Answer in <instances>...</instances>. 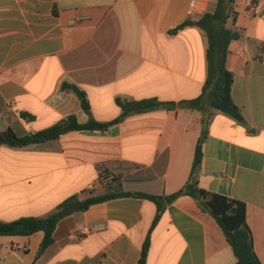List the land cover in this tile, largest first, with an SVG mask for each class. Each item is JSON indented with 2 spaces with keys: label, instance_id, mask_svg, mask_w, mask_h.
I'll use <instances>...</instances> for the list:
<instances>
[{
  "label": "crops",
  "instance_id": "obj_1",
  "mask_svg": "<svg viewBox=\"0 0 264 264\" xmlns=\"http://www.w3.org/2000/svg\"><path fill=\"white\" fill-rule=\"evenodd\" d=\"M191 0H0V132L26 136L70 116L108 123L117 99L179 103L198 98L208 76L206 32ZM232 96L244 122L215 112L203 144L204 190L245 204L254 249L264 264V0H235ZM73 23V24H72ZM70 84L84 91L91 114ZM26 115L29 118H25ZM203 114L161 108L106 131L0 148V222L44 218L71 198L106 192L170 195L189 181ZM103 174L109 187L89 191ZM155 203L122 197L63 218L38 257L44 232L0 236V264H137ZM103 229L90 233L96 227ZM216 220L190 196L169 205L151 233L147 264H236Z\"/></svg>",
  "mask_w": 264,
  "mask_h": 264
},
{
  "label": "trees",
  "instance_id": "obj_2",
  "mask_svg": "<svg viewBox=\"0 0 264 264\" xmlns=\"http://www.w3.org/2000/svg\"><path fill=\"white\" fill-rule=\"evenodd\" d=\"M234 3L235 0H219L218 6L213 13L205 14L196 21H186L171 31V34H176L188 26H197L206 32L209 43L207 50L208 76L202 94L198 98L179 103H163L157 99L141 101L117 99V104L122 108L123 113L119 118L108 123L90 120L86 124H80L75 116H70L50 128L26 136H18L12 129L0 132V148L4 145L26 147L56 141L63 135L74 131H106L111 126L124 121L130 116L161 108H181L201 112L204 115V129L197 145L189 181L180 190L173 194L162 196L131 192H106L105 194L97 195L91 192L81 201L84 210L95 204L122 197L141 198L156 204L157 214L149 235L143 244L141 258L137 264H147L151 247V233L160 222L167 207L181 196L194 198L200 208L216 220L233 249L237 258L236 264H262L255 252L253 234L246 221L245 204L220 194L208 192L200 187L199 182L203 159V144L214 113H222L238 122H244L241 110L234 102L232 96L235 75L228 65L229 58L233 53L232 46L242 36L240 30L228 27L230 22L232 25L235 23ZM63 89L72 90L80 99L84 111L89 115L91 114L90 103L84 91L70 84H65ZM24 117L29 118L26 115ZM77 202H79L78 198H71L65 201L56 212L44 218L24 217L12 222H0V236L28 237L40 231L44 232L45 237L38 254V257H41L55 243L54 235L59 222L62 220L59 217V212Z\"/></svg>",
  "mask_w": 264,
  "mask_h": 264
},
{
  "label": "built area",
  "instance_id": "obj_3",
  "mask_svg": "<svg viewBox=\"0 0 264 264\" xmlns=\"http://www.w3.org/2000/svg\"><path fill=\"white\" fill-rule=\"evenodd\" d=\"M219 0H191L189 9H188V15L189 16H194L196 13V10L200 5H204L205 7L201 10V17H203L205 14L208 13H213L217 6H218ZM73 24V23H72ZM114 181V176L111 174H103L99 177L98 183L97 184H90L88 186L89 191H94L97 187H103L107 188L110 186V184ZM102 226L96 227L94 230L89 231L90 233L92 232H97L102 230Z\"/></svg>",
  "mask_w": 264,
  "mask_h": 264
},
{
  "label": "water",
  "instance_id": "obj_4",
  "mask_svg": "<svg viewBox=\"0 0 264 264\" xmlns=\"http://www.w3.org/2000/svg\"><path fill=\"white\" fill-rule=\"evenodd\" d=\"M83 209L84 208H83L82 202L79 201V202L61 210L59 212V217L63 219V218H66V217L76 213V212L83 211Z\"/></svg>",
  "mask_w": 264,
  "mask_h": 264
}]
</instances>
